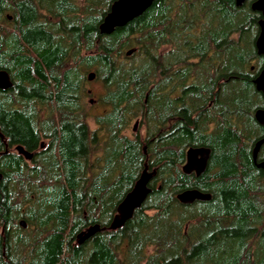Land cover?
<instances>
[{
  "label": "trees",
  "instance_id": "1",
  "mask_svg": "<svg viewBox=\"0 0 264 264\" xmlns=\"http://www.w3.org/2000/svg\"><path fill=\"white\" fill-rule=\"evenodd\" d=\"M113 1L0 0L13 83L0 89V264H255L264 179L241 132L259 96L250 66L263 63L254 0H154L102 34ZM139 119L145 136L127 135ZM200 145L211 160L195 177L182 165ZM145 165L156 172L132 217L76 243L109 226ZM192 188L211 199L179 202Z\"/></svg>",
  "mask_w": 264,
  "mask_h": 264
},
{
  "label": "water",
  "instance_id": "2",
  "mask_svg": "<svg viewBox=\"0 0 264 264\" xmlns=\"http://www.w3.org/2000/svg\"><path fill=\"white\" fill-rule=\"evenodd\" d=\"M154 0H114L109 8L108 13L104 16L103 20L99 24V31L102 34H110L115 30V28L122 27L128 22L132 21L134 18L141 15ZM246 0H235L236 6H241ZM251 9L261 13V19L258 21L259 33L255 41V47L258 54L264 55V0H254L250 5ZM132 50L126 52L129 55ZM95 73L93 71L89 72L87 75L88 80H93ZM254 83L258 90H263L264 86V67L262 68L260 74L255 78ZM12 80L8 71L0 69V89L6 90L12 87ZM255 118L258 121H264V108L259 109L255 112ZM138 121L134 124V129L136 128ZM0 138L4 139L3 134L0 132ZM258 142L254 148L253 156L255 157L258 146ZM43 143H41V146ZM15 150L17 153L24 156L25 159L30 160L33 153L24 149L22 145H16ZM208 147H189L186 150V159L182 165V171L184 173H190L195 171L196 174L203 172L207 165V160L209 157ZM155 169L148 170L147 165L140 173L139 177L134 182L132 188L125 194L122 200L118 203L116 207V213L114 214L108 227H100L99 224L90 225L87 228L81 230L76 235V243L81 244L93 234L100 230L110 229L114 230L122 227L125 222L130 219L135 211L139 208L150 192V187L148 186L149 181L155 175ZM1 179V174H0ZM211 195L209 193L201 192L197 189H186L179 192L176 198L179 202L183 204H190L194 200H208ZM20 224L25 227V222L20 221Z\"/></svg>",
  "mask_w": 264,
  "mask_h": 264
},
{
  "label": "flooded vegetation",
  "instance_id": "3",
  "mask_svg": "<svg viewBox=\"0 0 264 264\" xmlns=\"http://www.w3.org/2000/svg\"><path fill=\"white\" fill-rule=\"evenodd\" d=\"M256 52H257V50H256ZM257 55L262 57V62H263L262 66H261V68H260V70L258 72H254L253 73L251 71H254V65H251L250 66V70L251 71L249 72V74L253 76L251 78V81L253 83V86H254V89H255L257 95H259V96L257 97L258 100L255 101L253 103L252 107H251L252 108L251 113H252L253 120L249 119L250 117L249 118L245 117L246 124H244L242 126L241 132H242L243 136H247L248 137V140L246 142V146L245 147H246L247 152L250 153L251 164L254 166V168H256L258 170V172L261 174L262 178L264 179V121H258L255 118V112L257 110H259V109H263L264 108V86H263V90H258L256 88L255 83H254L255 78L260 74L262 68L264 67V55L258 54V53H257ZM259 98H261V99L259 100ZM92 104H93V102H92ZM210 105H211V102L208 103L206 108L208 106H210ZM206 108H203L202 110H206ZM196 114H199V113H196ZM136 121H138V120H136ZM135 122L132 125V131L133 132H136L137 128L139 127V125H141L140 122L138 121V123L136 125V128L134 129ZM211 126H212V124H210L208 126L209 129H210ZM258 142H260V144L258 146L257 153H256V155L254 157L253 156L254 148H255V146H256V144ZM42 146L40 144V147H42ZM193 147H207V146L200 145V146H193ZM208 148H209L210 152H209V157H208V160H207V165H206L205 170L203 172H201L200 174H196L195 171H192V172L186 173V174H193L195 177H201L202 175H204V173H206V171H207V169L209 167L210 160H211V148L210 147H208ZM185 159H186V152H185ZM263 182H264V180H263ZM192 189H197V188H192ZM197 190L201 191L200 189H197ZM201 192H203V191H201ZM205 193H209V192H205ZM209 194L211 195V193H209ZM210 199H211V197H210ZM210 199H208V200H210ZM208 200H200V201H208Z\"/></svg>",
  "mask_w": 264,
  "mask_h": 264
},
{
  "label": "rangeland",
  "instance_id": "4",
  "mask_svg": "<svg viewBox=\"0 0 264 264\" xmlns=\"http://www.w3.org/2000/svg\"><path fill=\"white\" fill-rule=\"evenodd\" d=\"M87 89H89L92 93L91 96H86L85 97V102L88 103L89 99L95 98L96 94L98 93V91H100V86L98 85V83H96L93 80L87 81ZM97 106V105H95ZM93 107V106H89L90 111H89V118L87 119L89 126L91 127V129L95 128V124L93 121V115H95L96 113H98L99 111H101V109L99 107ZM136 121V120H135ZM132 122L133 123L135 122ZM140 124H141V119H139ZM142 137L145 136V127L142 125H139V127L137 128V131ZM127 135L129 136H133V131L131 130V128L127 131ZM75 243V242H74ZM255 264H264V238L263 239H259L257 241L256 247H255Z\"/></svg>",
  "mask_w": 264,
  "mask_h": 264
}]
</instances>
